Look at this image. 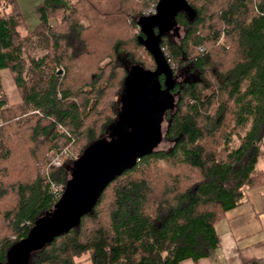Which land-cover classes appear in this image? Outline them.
<instances>
[{"label":"trees","instance_id":"obj_1","mask_svg":"<svg viewBox=\"0 0 264 264\" xmlns=\"http://www.w3.org/2000/svg\"><path fill=\"white\" fill-rule=\"evenodd\" d=\"M158 0H41L25 31L13 0H0V264L35 224L52 223L57 201L41 176L46 153L72 157L47 169L52 184L100 140L122 147V98L154 67L137 22ZM162 25L158 49L170 68L171 101L161 140L136 166L114 175L67 233L21 264H182L208 260L214 229L264 185V0H183ZM152 30V35H156ZM45 52L24 73L23 42ZM57 71H60L57 74ZM162 79L159 84L162 86ZM237 217V216H236ZM251 262L250 264H253Z\"/></svg>","mask_w":264,"mask_h":264},{"label":"water","instance_id":"obj_2","mask_svg":"<svg viewBox=\"0 0 264 264\" xmlns=\"http://www.w3.org/2000/svg\"><path fill=\"white\" fill-rule=\"evenodd\" d=\"M183 5V0H158L153 14L137 22L142 49L150 55L154 69L138 75L135 85L129 86L122 98V123L127 128L123 146L110 151L100 148L94 152H87L91 145L86 148L71 165L67 184L57 201L59 214L56 219L49 224L36 223L28 237L9 250L4 264H21L33 250L71 230L78 217L84 214L88 203L98 196L114 175L134 168L137 160L150 154L160 142L161 115L171 101L169 91L172 80L170 68L158 49L159 38L162 25L170 21ZM153 29L157 32L154 36L151 34ZM158 78L164 81L162 89ZM99 142L105 143L100 140L96 144Z\"/></svg>","mask_w":264,"mask_h":264},{"label":"crops","instance_id":"obj_3","mask_svg":"<svg viewBox=\"0 0 264 264\" xmlns=\"http://www.w3.org/2000/svg\"><path fill=\"white\" fill-rule=\"evenodd\" d=\"M13 1L15 5H17L18 13L20 17L23 18L24 20V23H25L24 26L25 27L27 26L25 29H30L29 27H32L31 29L33 30V28L35 27L37 23V20L34 17L33 11L36 5H38V3L41 0H13ZM258 145H259L258 149L260 152L259 153L260 157L261 156L264 157V136L260 139V142ZM263 168H264V163L262 165V169ZM249 194L250 195L254 194L250 197L256 198L257 200L256 203L254 205H249V207L245 209L244 211L240 210L239 212H236L234 216H231V217H234V219L229 220V221H224V222L226 223V225L234 224L232 229L235 231H238L236 227H239L242 225L241 223L242 217L252 214V222H256L258 224L259 230L252 232L250 235H241V236L239 235L235 241H233L230 235L232 242H230L229 238L226 239L225 237V241H223L224 242L223 245H222L221 240L218 239L217 237L218 247L222 249L221 256L224 258V261H225L224 264H250L253 261L254 263L257 262L256 264H264V234H263L264 233V185H261V188H259L258 190L256 189L253 191H249L247 195ZM247 200H248L247 201L248 203L250 200L249 198ZM241 207L242 205L240 206V208ZM249 219H250V215L247 216L246 220L249 221ZM228 231L230 230L228 229ZM239 231L241 232L242 230H239ZM256 233L263 234L262 235L263 237L258 236V238L260 239L259 240L255 239L254 236L256 235H253V234H256ZM238 240L239 241L242 240L243 243L245 244H248L251 241L252 242L250 243V245H248V247L246 248L244 247L241 250L235 251V246L233 242L236 243V241ZM244 249L245 250L248 249V253H246L247 251H243ZM182 264H209V263L207 260L203 259V260L197 261L196 263H193L190 260H187V261H183Z\"/></svg>","mask_w":264,"mask_h":264},{"label":"rangeland","instance_id":"obj_4","mask_svg":"<svg viewBox=\"0 0 264 264\" xmlns=\"http://www.w3.org/2000/svg\"><path fill=\"white\" fill-rule=\"evenodd\" d=\"M26 27L24 26V28H26ZM29 28L30 29H25V31L28 32L29 30H31L32 27H29ZM23 45H24V50L22 52V59H24V61H25L24 73L27 74V68H28L27 65H29V61L31 59H34V60L38 59V57L42 56L46 50H45V47L42 44L41 39L39 37H37V38L31 37L28 40L24 41ZM138 78H139V76L134 78L132 86L135 85V83L138 80ZM0 85H1L2 90L4 92L3 94L5 96V99H6V101H8L9 105L16 104V103L19 102L18 96H17V91L12 86V84L10 82L9 74L6 72V70H0ZM131 87H130V89H131ZM164 128H165V122H163L161 124V128L159 129L160 142H158L155 145L154 149H156V150L164 151V150H167L170 147V144L167 141L161 140V137H162L161 134L163 133V129ZM104 141H105V143H109L110 142V140H108V138L104 139ZM105 143L104 142H99L96 145H93L92 147L90 146V149L87 152H94V151H96L97 149H100V148H104V149L109 150V151L110 150H114L116 148L115 146L105 145ZM259 159L260 160H259L258 166H256V168L258 170H261L262 165L264 163V157L261 156ZM70 170H71V166H69V168H67V170H66V178L68 177L67 175L70 173ZM249 200L250 201L248 203H246L245 206L242 205L241 208L240 207L236 208L234 211L229 212L227 215H229L230 217L234 216L236 212H239L240 210L244 211L245 209H247L249 207V205H254L256 203V201H257L256 198H253V197H249ZM249 215H250V219H249V221H247L246 218ZM249 215H247L245 217H242V221H241L242 225L239 226V227H236V229L238 231H235V230L232 229L234 224L226 225V223L224 221L222 223H219L217 226L214 227V229H215V231L217 233V237H218V239L221 240L222 245L224 244L223 241H225V237H226V239L229 238L230 242H232L231 238H230V235H231L233 241H235L238 238L239 235L240 236L241 235H250L252 232H255L256 230H259L258 224L256 222H252V214H249ZM228 229L230 231H228ZM239 230H242L241 231L242 233ZM227 234H228V236H227ZM263 234L256 233V234H253V235H256V236H254L255 239L259 240L260 238H258V236H262ZM250 243L245 244V243H243L242 240H240V241L238 240V241H236V243L233 242V244L235 246V251L241 250L244 247L245 248L248 247V245H250ZM221 250L222 249L219 248V249H216V250H214L213 252H211L209 254L210 258L207 260L209 264H224L225 261H224V258L221 256V253H222ZM243 251H247L246 253H248V249L247 250L244 249ZM256 263H254V264H256Z\"/></svg>","mask_w":264,"mask_h":264},{"label":"built area","instance_id":"obj_5","mask_svg":"<svg viewBox=\"0 0 264 264\" xmlns=\"http://www.w3.org/2000/svg\"><path fill=\"white\" fill-rule=\"evenodd\" d=\"M69 157H72V154L68 153L64 147L56 151L55 154L46 153L45 169L42 170L40 175L43 176L45 178V181L49 183L48 193L52 195L54 201H57L62 195L61 194L62 190L60 187L61 185L58 184L54 185L52 184V182L47 180L46 177L47 169L51 168L53 170H56L57 168H59L61 164V160L63 158L65 159ZM262 182L264 183V179L262 180Z\"/></svg>","mask_w":264,"mask_h":264},{"label":"flooded vegetation","instance_id":"obj_6","mask_svg":"<svg viewBox=\"0 0 264 264\" xmlns=\"http://www.w3.org/2000/svg\"><path fill=\"white\" fill-rule=\"evenodd\" d=\"M153 69H154V68H153ZM153 69H152V70H153ZM170 78H171V77H170ZM161 79H162V78H158V80H157V81H158V82H160V80H161ZM163 83H164V81H163ZM163 83H162V86L159 84V85H160V87H161L160 89H162V87H163ZM172 85H173V82H172ZM169 94H170V91H169ZM170 95H171V94H170ZM161 122H162V121H161ZM162 123H163V122H162Z\"/></svg>","mask_w":264,"mask_h":264}]
</instances>
